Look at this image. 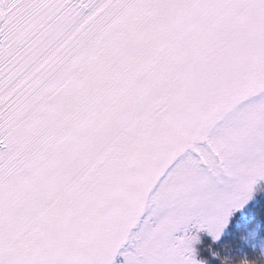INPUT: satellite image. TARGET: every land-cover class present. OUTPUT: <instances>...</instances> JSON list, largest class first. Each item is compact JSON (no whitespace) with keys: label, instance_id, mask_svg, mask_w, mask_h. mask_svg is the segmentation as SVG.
Returning <instances> with one entry per match:
<instances>
[{"label":"snow or ice","instance_id":"snow-or-ice-1","mask_svg":"<svg viewBox=\"0 0 264 264\" xmlns=\"http://www.w3.org/2000/svg\"><path fill=\"white\" fill-rule=\"evenodd\" d=\"M0 264H264V0H0Z\"/></svg>","mask_w":264,"mask_h":264}]
</instances>
